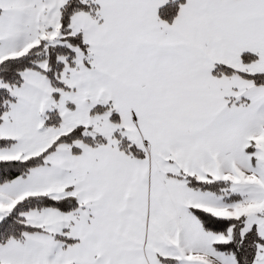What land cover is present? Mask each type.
<instances>
[{
	"label": "snow or ice",
	"instance_id": "6c2138e0",
	"mask_svg": "<svg viewBox=\"0 0 264 264\" xmlns=\"http://www.w3.org/2000/svg\"><path fill=\"white\" fill-rule=\"evenodd\" d=\"M0 264H264V0H0Z\"/></svg>",
	"mask_w": 264,
	"mask_h": 264
}]
</instances>
